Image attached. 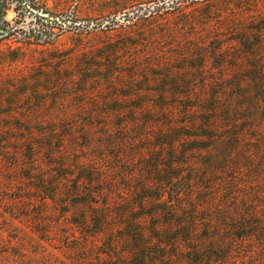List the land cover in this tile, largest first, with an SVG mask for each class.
<instances>
[{
	"label": "trees",
	"instance_id": "16d2710c",
	"mask_svg": "<svg viewBox=\"0 0 264 264\" xmlns=\"http://www.w3.org/2000/svg\"><path fill=\"white\" fill-rule=\"evenodd\" d=\"M205 1L126 16L108 56L37 67L42 92L58 94H17L0 112L7 214L61 212L85 245L102 238L86 264H264V12L249 9L261 0ZM171 40L184 52L171 56ZM73 97L93 108L66 111Z\"/></svg>",
	"mask_w": 264,
	"mask_h": 264
},
{
	"label": "rangeland",
	"instance_id": "374dc122",
	"mask_svg": "<svg viewBox=\"0 0 264 264\" xmlns=\"http://www.w3.org/2000/svg\"><path fill=\"white\" fill-rule=\"evenodd\" d=\"M5 1L7 9L3 13L2 21L9 29V35L0 37V96H5L6 99L0 112L16 108L12 98L17 94H26L24 96L31 97V102H35L45 87L51 89L34 80L39 78L37 67L40 69V64L50 62L53 65L62 58L64 66H70L71 61L77 62L78 58L80 62L84 58L96 60L103 57L108 52L109 45L129 30L126 16L129 18L134 14H141L173 0H25L33 15L22 8L18 0ZM187 1V6H191L189 9L198 8V3L206 2ZM209 5L208 3L207 6ZM249 9L264 12V0L260 1L257 9ZM174 16L173 14L170 18L173 19ZM43 17L49 20L43 22ZM55 20L57 23L53 22ZM174 21H178V17ZM35 30H40L43 36L38 39L36 35H32ZM129 35L132 39H140L135 32ZM185 37L184 33L176 42L182 43ZM171 41L175 45L170 47L174 50L171 56L179 51L184 52L181 46L176 45L175 40ZM110 52L111 49L107 56ZM170 64L177 67L181 62L171 59ZM51 68L46 67L45 70ZM82 76L78 74V82ZM90 78L95 83L99 77L96 75ZM78 82L76 93L81 90ZM66 83L73 86L74 82ZM57 91L52 89L49 93L44 91L42 94L54 96L58 94ZM76 96L79 98L83 95ZM76 102L73 97L70 102L65 103L66 111L93 108L89 105L78 106ZM50 106L53 107V103ZM29 107L25 104L22 108ZM3 176L6 181L11 174ZM35 209L32 211L34 214ZM17 214L20 216L21 212L17 211ZM16 216L12 218L0 207V264H86L89 259H93L96 248L102 242V238H97L85 245V239H80L82 234L75 231L71 221L63 220L61 212L52 213L51 208L40 223L24 218L19 221L20 218ZM79 244L81 248H86L76 249Z\"/></svg>",
	"mask_w": 264,
	"mask_h": 264
}]
</instances>
